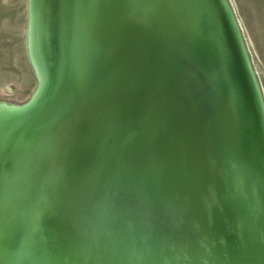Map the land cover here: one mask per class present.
Segmentation results:
<instances>
[{"label":"water","instance_id":"95a60500","mask_svg":"<svg viewBox=\"0 0 264 264\" xmlns=\"http://www.w3.org/2000/svg\"><path fill=\"white\" fill-rule=\"evenodd\" d=\"M26 45L0 264H264V101L228 0H28Z\"/></svg>","mask_w":264,"mask_h":264},{"label":"rangeland","instance_id":"374dc122","mask_svg":"<svg viewBox=\"0 0 264 264\" xmlns=\"http://www.w3.org/2000/svg\"><path fill=\"white\" fill-rule=\"evenodd\" d=\"M27 1L0 0V102L22 105L37 87L27 45ZM264 101V0H228Z\"/></svg>","mask_w":264,"mask_h":264}]
</instances>
